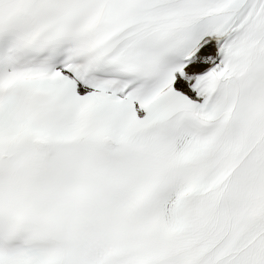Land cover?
I'll list each match as a JSON object with an SVG mask.
<instances>
[{"label": "snow or ice", "instance_id": "6c2138e0", "mask_svg": "<svg viewBox=\"0 0 264 264\" xmlns=\"http://www.w3.org/2000/svg\"><path fill=\"white\" fill-rule=\"evenodd\" d=\"M0 264H264V0H0Z\"/></svg>", "mask_w": 264, "mask_h": 264}]
</instances>
